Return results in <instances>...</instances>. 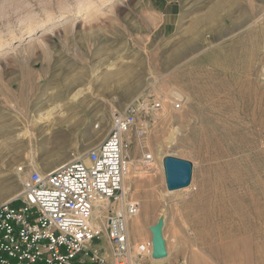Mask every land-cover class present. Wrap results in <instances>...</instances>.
<instances>
[{
	"label": "rangeland",
	"instance_id": "rangeland-1",
	"mask_svg": "<svg viewBox=\"0 0 264 264\" xmlns=\"http://www.w3.org/2000/svg\"><path fill=\"white\" fill-rule=\"evenodd\" d=\"M132 103L147 130L124 152L129 238L161 222L166 252L142 263L264 264V0H0V203ZM52 108L51 125L32 123ZM165 157L191 164V186L167 191Z\"/></svg>",
	"mask_w": 264,
	"mask_h": 264
},
{
	"label": "built area",
	"instance_id": "built-area-1",
	"mask_svg": "<svg viewBox=\"0 0 264 264\" xmlns=\"http://www.w3.org/2000/svg\"><path fill=\"white\" fill-rule=\"evenodd\" d=\"M159 109V103L150 107ZM143 110L132 103L112 113L100 143L53 171H30L19 193L0 203V264H143L151 257V239L134 247L130 242L129 222L140 205L124 191L129 175L124 152L131 138L141 141L146 134L138 119ZM152 163L149 153L139 161L145 172ZM104 235L112 263L90 250Z\"/></svg>",
	"mask_w": 264,
	"mask_h": 264
},
{
	"label": "water",
	"instance_id": "water-1",
	"mask_svg": "<svg viewBox=\"0 0 264 264\" xmlns=\"http://www.w3.org/2000/svg\"><path fill=\"white\" fill-rule=\"evenodd\" d=\"M165 184L167 191H175L188 187L191 182L192 166L189 162L165 157L163 159ZM152 233V254L154 259L165 257V244L162 238V223L158 222L150 228Z\"/></svg>",
	"mask_w": 264,
	"mask_h": 264
},
{
	"label": "bare ground",
	"instance_id": "bare-ground-1",
	"mask_svg": "<svg viewBox=\"0 0 264 264\" xmlns=\"http://www.w3.org/2000/svg\"><path fill=\"white\" fill-rule=\"evenodd\" d=\"M231 27H232V25H231ZM234 27H236V26H234ZM186 50H187V48H186ZM186 52V51H185ZM180 55V54H179ZM177 57H179V56H177ZM177 57L175 56V57H171V60H170V64L171 63H174V61H176V59H177ZM110 68V69H109ZM109 68H107L108 70H109V75L111 74L110 72L112 71V67L110 66ZM118 74V73H117ZM109 75H108V77H109ZM95 76V75H94ZM107 77V78H108ZM69 92H70V90H69ZM87 91H82V90H79V91H75V94H72V96L70 97V100L72 101V102H77L80 98H82L84 95H85V93H86ZM67 93V92H66ZM50 110V109H49ZM54 112H55V110L52 108V110H50V111H44V113H41V115H39V117L37 116L35 119H32L33 121H32V123L34 124V125H40V124H49V125H51V123H52V121H53V114H54ZM57 113H58V111H57ZM55 115V114H54ZM59 120L60 121H63V116H59ZM104 119H100V122L101 123H103L104 121H103ZM54 122V121H53ZM99 122V123H100ZM44 127V126H43ZM51 128V127H50ZM50 128H48L47 129V132L45 133V134H47V135H51L52 134V130L50 129ZM40 130V127L38 128L37 127V130ZM58 131V130H57ZM59 132V131H58ZM105 132H106V130H105V128H101V130L99 131V134L100 135H103V134H105ZM23 133H25V132H23ZM57 133V132H56ZM29 135V134H28ZM99 135V136H100ZM34 136V135H33ZM29 138V137H28ZM28 140H30V139H28ZM65 159V155H61L60 157H58L57 159H55L54 161H52V162H50V163H46L43 167H45V168H43L44 170H39V172L40 173H46V172H49V171H53V170H55V169H57L58 167H60V166H58L60 163H62V161ZM66 159H67V157H66ZM65 159V160H66ZM64 160V161H65ZM64 163V162H63ZM15 182V181H14ZM14 182L13 183H11V187H12V189H11V191L13 192V190H14V188H15V186H14ZM191 186V185H190ZM125 191V190H124ZM17 194H15L14 196H16ZM13 196V197H14ZM1 200H3V197H0V201ZM9 200V199H8ZM8 200H5V201H8ZM132 230H133V232L135 233V234H137L138 232H139V223L137 222V221H134L132 224ZM105 236V235H104Z\"/></svg>",
	"mask_w": 264,
	"mask_h": 264
},
{
	"label": "crops",
	"instance_id": "crops-1",
	"mask_svg": "<svg viewBox=\"0 0 264 264\" xmlns=\"http://www.w3.org/2000/svg\"><path fill=\"white\" fill-rule=\"evenodd\" d=\"M104 241L105 246L103 247V249L98 245H91L90 250L92 252H95L100 258L105 259L109 263H112V245L106 240Z\"/></svg>",
	"mask_w": 264,
	"mask_h": 264
}]
</instances>
